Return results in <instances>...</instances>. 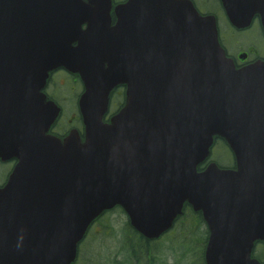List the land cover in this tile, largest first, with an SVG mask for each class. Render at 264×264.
Returning <instances> with one entry per match:
<instances>
[{
    "label": "water",
    "instance_id": "1",
    "mask_svg": "<svg viewBox=\"0 0 264 264\" xmlns=\"http://www.w3.org/2000/svg\"><path fill=\"white\" fill-rule=\"evenodd\" d=\"M222 2L233 26L258 14L264 30V0ZM110 9L0 0V71L18 86L0 100V158L19 160L0 187V264H72L92 221L117 205L158 238L186 202L210 229L207 264H263L252 252L264 241V60L237 69L216 17L188 0H128L115 26ZM60 67L85 83L84 141L75 128L64 141L47 134L60 107L41 89ZM119 84L127 103L105 123ZM215 136L235 169L198 170Z\"/></svg>",
    "mask_w": 264,
    "mask_h": 264
},
{
    "label": "rangeland",
    "instance_id": "2",
    "mask_svg": "<svg viewBox=\"0 0 264 264\" xmlns=\"http://www.w3.org/2000/svg\"><path fill=\"white\" fill-rule=\"evenodd\" d=\"M217 13L220 36L232 56H235L240 49L246 51L248 46L251 45H255L259 53L264 54V35L258 20H255L251 27L238 30L229 23L223 11H218ZM64 75V73L58 72L55 75L54 84H67L68 80ZM61 91L64 99H60V101L62 104L64 101L66 102L63 105L66 108V113L70 114L72 110L77 108V97L81 91V86L73 84L66 89L62 86ZM211 159H216L221 164L232 165L234 157L229 147L225 146L224 142L218 141L215 147L212 148ZM5 173L6 171H4L3 175ZM205 230V224L199 223L196 221V217L191 216L190 212H187L170 234L152 244L155 257L161 264L200 262L199 253L201 252L202 244L198 239L202 241L205 238ZM132 241H134L133 247L136 255L134 253L130 261L134 263L138 260L139 264H142L145 258L139 247V241L129 229L126 213L120 208L113 209L90 228L87 237L79 244L82 256L78 264H82L83 255L86 252H88L89 260L94 261L95 264H111L112 261H125L128 252H132L130 246ZM258 252H261L264 258L263 244L256 248V254Z\"/></svg>",
    "mask_w": 264,
    "mask_h": 264
},
{
    "label": "flooded vegetation",
    "instance_id": "3",
    "mask_svg": "<svg viewBox=\"0 0 264 264\" xmlns=\"http://www.w3.org/2000/svg\"><path fill=\"white\" fill-rule=\"evenodd\" d=\"M126 1L127 0H112L111 13H112L113 24L117 19L115 14L116 7L122 3H125ZM189 1H191L193 5L197 8V10L202 14L212 13L217 9H223L221 0H189ZM247 53H248V58L246 60H240L238 55L234 58L237 67H242L243 65H246L259 58V53L255 46H251L247 50ZM52 76L53 74H51L50 77L48 78L46 85L43 87L42 91L46 95V100L54 99L59 105H61L60 102H58L56 99L58 97L59 92L56 91L58 89L57 86L53 85ZM77 80L78 78L76 77L73 79L74 82H77ZM79 82H81L80 78H79ZM13 85H14V80L11 79L10 77H5L4 71L1 70L0 100L4 98L8 100H10L11 98L14 99L15 93L12 95ZM125 99H126V87L120 86L116 88V90H114L110 104L113 103L117 107L116 109L118 111L124 105ZM77 106H78V98H77ZM62 117H64L63 112L61 114V117L56 121V123L50 129V134L56 135L57 137L63 139L68 134L71 127H76L80 130L82 136L83 129L79 127V123H78V122H82V120L78 112H72L70 116L66 117L64 120H61ZM17 163H18L17 159H12L6 162L0 160V186H3L7 182L13 168ZM8 167L9 169H7ZM4 171H6V173L3 175ZM152 244L153 243H149V244L145 243L141 247V252L143 253V256L145 258L142 264H161L160 261L154 255ZM87 253L88 252H86L85 255H83L82 264H95L94 261L89 260V256ZM128 254L126 255L125 261H112L111 264H139L138 260L135 263L131 262L130 258H132V254L131 252H128Z\"/></svg>",
    "mask_w": 264,
    "mask_h": 264
},
{
    "label": "trees",
    "instance_id": "4",
    "mask_svg": "<svg viewBox=\"0 0 264 264\" xmlns=\"http://www.w3.org/2000/svg\"><path fill=\"white\" fill-rule=\"evenodd\" d=\"M219 139H220V138H216V141L219 140ZM188 207H189V206L186 205V208H185V214L190 210ZM197 215L201 218V216H200L199 214H197ZM201 219H202V218H201ZM144 239H145V238L142 237V236L140 235L138 240L142 243ZM257 257H258L260 260L264 261V259L262 258V255H257Z\"/></svg>",
    "mask_w": 264,
    "mask_h": 264
}]
</instances>
